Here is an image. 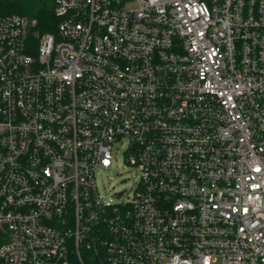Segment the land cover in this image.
<instances>
[{
  "label": "built area",
  "instance_id": "2783aa9c",
  "mask_svg": "<svg viewBox=\"0 0 264 264\" xmlns=\"http://www.w3.org/2000/svg\"><path fill=\"white\" fill-rule=\"evenodd\" d=\"M54 13L0 15V264H264V0Z\"/></svg>",
  "mask_w": 264,
  "mask_h": 264
},
{
  "label": "trees",
  "instance_id": "16d2710c",
  "mask_svg": "<svg viewBox=\"0 0 264 264\" xmlns=\"http://www.w3.org/2000/svg\"><path fill=\"white\" fill-rule=\"evenodd\" d=\"M18 14L36 19L42 33L55 32L58 20L54 13V0H0V15ZM5 239L0 234V245Z\"/></svg>",
  "mask_w": 264,
  "mask_h": 264
},
{
  "label": "rangeland",
  "instance_id": "374dc122",
  "mask_svg": "<svg viewBox=\"0 0 264 264\" xmlns=\"http://www.w3.org/2000/svg\"><path fill=\"white\" fill-rule=\"evenodd\" d=\"M98 180L104 193H130L137 178L135 170L125 162L124 145L114 149L112 166L99 174Z\"/></svg>",
  "mask_w": 264,
  "mask_h": 264
}]
</instances>
